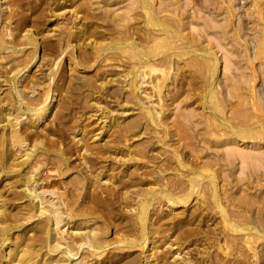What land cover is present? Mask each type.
Wrapping results in <instances>:
<instances>
[{"label":"rangeland","instance_id":"obj_1","mask_svg":"<svg viewBox=\"0 0 264 264\" xmlns=\"http://www.w3.org/2000/svg\"><path fill=\"white\" fill-rule=\"evenodd\" d=\"M263 25L264 0H0V264H264Z\"/></svg>","mask_w":264,"mask_h":264},{"label":"bare ground","instance_id":"obj_2","mask_svg":"<svg viewBox=\"0 0 264 264\" xmlns=\"http://www.w3.org/2000/svg\"><path fill=\"white\" fill-rule=\"evenodd\" d=\"M259 1V0H258ZM227 2V1H226ZM232 3V2H231ZM228 5H229V3H228ZM259 6H261L260 4H259ZM231 7V6H230ZM256 9H257V7H256ZM232 10V9H231ZM230 11V10H229ZM262 12V11H261ZM229 13V12H228ZM259 13V12H258ZM231 14V13H230ZM231 16V15H230ZM262 16V15H261ZM260 16V17H261ZM259 17V18H260ZM262 18V17H261ZM231 19V18H230ZM233 19V18H232ZM241 19V18H240ZM255 19V18H254ZM259 20V19H258ZM262 20V19H261ZM232 23V22H231ZM230 25H232V24H230ZM233 26V25H232ZM264 26V25H263ZM234 28H236V27H234ZM233 29V28H232ZM242 30V29H241ZM260 31V30H259ZM260 35V34H259ZM262 35L264 36V29H263V32H262ZM262 36V37H263ZM261 38V37H260ZM261 39H263V45H264V37L263 38H261ZM261 42H262V40H261ZM246 45V44H245ZM248 45V44H247ZM260 45H261V43H260ZM247 47V46H246ZM254 49H255V46H254ZM252 52V51H251ZM254 54V53H253ZM261 55V52H258V49L257 50H255V54L254 55H252V56H255V57H252V58H256V57H258V56H260ZM261 58V57H260ZM228 62V61H227ZM255 62V61H254ZM229 64V63H228ZM227 64V65H228ZM231 65V64H230ZM254 65V64H253ZM251 66V65H250ZM231 68V67H230ZM253 68V67H252ZM229 69V68H228ZM257 69V68H256ZM230 70V69H229ZM228 70V71H229ZM252 71V70H251ZM250 71V72H251ZM253 73L255 72V71H252ZM256 73V72H255ZM254 73V74H255ZM259 75V74H258ZM257 75V76H258ZM259 77V76H258ZM251 78V77H250ZM254 79V78H253ZM263 79H264V77H263ZM262 79V80H263ZM239 80V79H238ZM256 80H257V78H255V81H253V84L254 83H256ZM242 81V80H241ZM241 81H240V83H241ZM233 83H234V81H233ZM233 83H232V85H233ZM238 83H239V81H238ZM240 83H239V85H240ZM252 83V82H251ZM242 84V83H241ZM252 85V84H251ZM256 85V84H255ZM235 86H236V84H235ZM235 86L233 85V87L235 88ZM250 87V86H249ZM248 88V87H247ZM251 89H252V86L250 87ZM250 88H248V89H250ZM238 89H240V88H238ZM237 90V89H236ZM241 90V89H240ZM251 91H253V90H251ZM243 94H244V92H243ZM250 94H252L251 92H250ZM254 94V93H253ZM237 95V94H236ZM247 96V95H246ZM251 96V95H250ZM253 96V95H252ZM255 97V96H254ZM248 99V98H247ZM254 100V98H252V101ZM252 101H250L251 103H253ZM256 102V101H255ZM254 104V103H253ZM258 104V102L256 103V105ZM54 105H55V102L53 101V99L52 100H47L46 101V103H45V106H44V109H42L41 111H39V112H37V113H35V115H34V117H35V119L37 120V121H42L44 118H46L47 116H49V114H50V112L52 111V109L54 108ZM255 105V104H254ZM253 105V106H254ZM250 106V105H249ZM252 106V107H253ZM259 106V105H258ZM255 107H257V106H255ZM261 110V109H260ZM263 111V110H262ZM257 112V111H256ZM264 121V120H263ZM264 123V122H263ZM238 140V139H237ZM258 144H259V142H258ZM246 159V158H245ZM258 162V161H257Z\"/></svg>","mask_w":264,"mask_h":264}]
</instances>
